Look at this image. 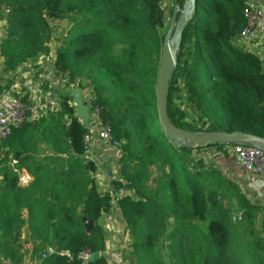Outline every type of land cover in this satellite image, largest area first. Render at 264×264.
<instances>
[{"label":"trees","instance_id":"1","mask_svg":"<svg viewBox=\"0 0 264 264\" xmlns=\"http://www.w3.org/2000/svg\"><path fill=\"white\" fill-rule=\"evenodd\" d=\"M164 1L0 0V75L47 56L52 23L66 21L54 64L68 75V84L74 77L87 80L89 103L98 105L120 142L121 178L134 192L117 200L131 236L130 264H166L159 247L167 240L177 264H264L261 206L199 153L212 148L227 155V144L176 147L159 121L162 43L174 6L184 3L164 6ZM243 1L199 0L183 27L167 92V115L177 128L264 138V65L239 41ZM71 91L59 96L57 112L12 130L20 136L18 145L10 146L12 158L33 183L21 188L12 168L0 169V262L82 264L53 250L76 255L88 248L99 256L87 264H108L99 219L110 197L95 181L94 163L82 157L86 127ZM37 134L49 149L42 159L31 156ZM41 192L45 198L37 195ZM84 217L93 222L88 232ZM24 226L29 231L24 241L33 249L21 253ZM45 250L50 252L42 258Z\"/></svg>","mask_w":264,"mask_h":264},{"label":"built area","instance_id":"2","mask_svg":"<svg viewBox=\"0 0 264 264\" xmlns=\"http://www.w3.org/2000/svg\"><path fill=\"white\" fill-rule=\"evenodd\" d=\"M242 15L244 25L239 33V41L247 50H251L253 45L264 40V4L256 3L250 0L243 1ZM21 96L9 90L0 91V142L5 141L12 133V130L22 125L27 117L29 109L28 104L24 102ZM94 123L85 125L86 132L83 137L85 148L84 154L86 159L95 165V173L104 174V185L102 191L109 194L110 205H117V200L127 195L130 189V182L126 179L117 177L114 171H109L104 167V163L109 155L105 148L100 152L103 155H97L93 150L96 140L106 142L112 149L120 150V142L114 138L111 125L102 120L100 117V108L98 105L91 106ZM225 151L236 157L242 165L260 179L264 180V151L258 147L246 143H233L225 146ZM117 152L115 155H118ZM100 170L103 172H100ZM95 176V174H94ZM26 176H21L20 181H24ZM115 181V182H114ZM119 216L121 212L118 208ZM122 219V217H121ZM49 250L42 252L41 257L45 258ZM53 252L65 256L67 259H77L82 264L90 261L92 252L88 248H84L76 255L71 254L68 250L55 249Z\"/></svg>","mask_w":264,"mask_h":264},{"label":"crops","instance_id":"3","mask_svg":"<svg viewBox=\"0 0 264 264\" xmlns=\"http://www.w3.org/2000/svg\"><path fill=\"white\" fill-rule=\"evenodd\" d=\"M250 1L264 4V0H250ZM163 3L164 4H168V3L171 4V0H166ZM165 17H166V15H165ZM249 51L258 55V57L260 58L261 62L264 65V40L262 42L258 43L257 45H253L251 50H249ZM54 55L55 54L53 53V56L51 58L52 59V66H53V68H51V69H54V71L59 72V69H56V66L54 64ZM38 63H39V61H36L33 63H30V62L24 63V64H21L20 66H18L14 70V72H9V73L0 75V91L9 90V91L14 92L17 95H20V93L22 95L26 94L29 101H34V105L32 106L31 113L27 114V117H26L23 125H26L27 123H31L32 125H35L37 118L46 114L47 112H57L59 109L58 104H56V105H53V104L49 105L48 104V101L46 99H48L49 96H44L42 99H40V98L38 99V96H35L34 91L28 90L27 87L25 90H23L22 86H20L22 84L21 78L29 76L32 73V66L35 64H38ZM26 69H29V72L25 73L26 75L22 74L21 72L22 71L25 72ZM13 76H15V77H13ZM59 79H63V78L60 77ZM30 82L31 81L26 80L24 83L26 84V83H30ZM70 84H68V82H67V86H70ZM31 87H35V86L31 85ZM77 89L80 90L81 88H77ZM23 91H25V92H23ZM73 91H75V90H72L71 92H73ZM80 91H81L80 101H82L81 100V97H82L83 101H84V103H83V101H82V103L86 106L88 105L89 107H87V109L79 108V111L84 112L85 114L87 113L88 117H87L86 122H84L81 118H79V119L83 124L87 123V125H92L95 120L92 116V110H91L90 103H89V98H90L89 97V91H87V93L84 89H81ZM72 105L75 107V111H77L78 107L76 106L74 99H73ZM10 136H11V139H9L8 141L5 140L3 142H0V161L2 160V162H3V164L0 166V169L3 166L5 168H12L13 171L15 173H17V175H18V185L21 188H25V187H28L30 184L33 183V176L30 175L23 167H18V164H19L18 160L16 161L15 159L12 158V153H11L12 150H11L10 146L16 147L18 145V141H19L18 139H20V136L19 135L15 136L14 134L10 135ZM34 137H35L34 142H35L36 151H33L31 156H33L34 158L42 159L49 154V149L46 146V144L44 143V141L42 142L40 140L39 134L34 135ZM8 144H9V146H8ZM104 148H105V151L109 152V155L116 154L117 152H119L121 154V150L117 149L115 151V149H112L111 147H109L106 142H103L100 140L95 141L93 150L96 152L97 155H103L105 151L103 153H100V152ZM211 149L212 148H203V149H201V153L214 152L215 154H217V157H216L217 164L216 165L213 164V165L216 166L220 170L221 174H223L228 180L233 182L235 184V186H237L240 189V191L246 195L247 198H249L254 203L259 204L262 208V214H264V180L260 179L257 175H255L251 171L247 170L242 165V163L233 155H230L228 153H227V155H224L222 152L215 151L214 149L211 150ZM109 155H107L106 157H108ZM82 157L86 159L85 154ZM214 158L215 157H213V159ZM4 161H5V163H4ZM106 162H107V160H106ZM214 163H216V162H214ZM98 171H96L95 176H94L95 181H96L98 187L100 189H103L104 174L101 175L100 173H97ZM100 172H102V171L100 170ZM114 173H115V171H114ZM21 176H26L24 181H20ZM1 179H2V173H0V181H1ZM4 185H5V183H2V186H4ZM46 194H44L42 192L37 193V195L40 198H45L44 196ZM128 194L133 196L134 192L129 190ZM3 199L4 200L6 199L5 194L3 195ZM116 209H118V207ZM21 212H22V216L24 218H26V214H27L26 210L22 209ZM103 214H105V213H103ZM103 214L101 216H103ZM28 235H29V231H27L26 227L24 226L21 233H20V237L22 239L20 240L21 245H20L19 252H21V253L22 252H31L33 249V244L31 241H24V238ZM27 262H28V264H31V261L29 259L24 258L21 264H26ZM0 264H10V262H9V260H5V261L2 260L0 262Z\"/></svg>","mask_w":264,"mask_h":264},{"label":"rangeland","instance_id":"4","mask_svg":"<svg viewBox=\"0 0 264 264\" xmlns=\"http://www.w3.org/2000/svg\"><path fill=\"white\" fill-rule=\"evenodd\" d=\"M164 4V6H168ZM203 11V7H202ZM201 11V12H202ZM166 22L169 20V15L166 11ZM54 31V39L49 43V54L47 56H39L36 60L31 61L30 63L39 61L38 64L32 66V73L29 76L22 77L21 82L23 90L28 88L30 91H34L35 96H38V99H42L44 96H49L48 101L49 105H56L59 102V96L63 93H67L71 90H78V86L81 89H84L87 93L89 91V86L86 84L87 80L74 77L73 83L70 86H67L68 75L65 72L59 70V72L54 71L52 66V56L55 54L56 47L58 45L59 39L62 34L66 32L69 27V24L66 21H54L52 23ZM4 34V21L0 19V37ZM55 56V55H54ZM58 69V68H56ZM29 69H26L22 74L28 73ZM35 72V73H34ZM26 75V74H25ZM31 76V77H30ZM15 77V76H13ZM63 79H59V78ZM39 79V80H38ZM31 81L30 83H24L25 81ZM37 80V81H36ZM82 83V84H81ZM31 85L35 87H31ZM84 86V87H83ZM80 89V90H81ZM25 92V91H23ZM47 92V93H46ZM24 94V93H23ZM24 99L25 103L28 104V111L26 114H30L34 101H29L27 95H20ZM83 101V98L81 97ZM84 103V101H83ZM86 124V123H85ZM212 150V149H211ZM209 151V150H208ZM200 153V156L203 157L207 162L212 164H217V154L214 152ZM121 154L118 155L111 154L107 158V162L104 163V167L109 171H115L116 176L122 177L120 173V164L118 160ZM213 157H215L213 159ZM216 162V163H214ZM115 182V181H114ZM117 206L112 204L109 206L107 212L100 217L99 222L102 226L105 238V249L103 255L107 258L108 264H130V250H131V236L128 230V227L125 225L124 221L119 216V211L116 209ZM168 230H171L174 224L172 219L169 220ZM170 240L164 241L162 247H159L160 253L163 254L164 261L166 264H177L174 257L169 255L170 250ZM28 264V262L26 263Z\"/></svg>","mask_w":264,"mask_h":264},{"label":"water","instance_id":"5","mask_svg":"<svg viewBox=\"0 0 264 264\" xmlns=\"http://www.w3.org/2000/svg\"><path fill=\"white\" fill-rule=\"evenodd\" d=\"M199 0H184L182 7L174 6L169 25L162 43L161 54L156 73V103L159 121L164 129L165 136L178 147L180 145L195 147L198 145H205L208 143H246L258 147L264 151V138H260L251 134L242 133L239 131H199L190 132L182 130L174 126L167 115V92L169 80L171 78L173 69L176 65V53L179 48L181 32L183 27L187 25L192 17L196 3ZM81 91L75 90L71 95L78 107L75 111L76 115L84 122L87 120V113L79 111V108L87 109L88 105H84L80 101ZM83 224L85 230L88 232L93 226L91 219L84 217ZM99 256L98 252H93L90 256V261Z\"/></svg>","mask_w":264,"mask_h":264}]
</instances>
